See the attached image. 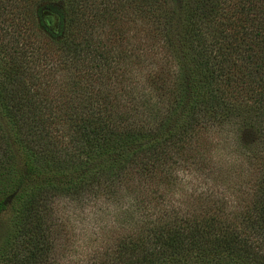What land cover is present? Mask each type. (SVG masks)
Listing matches in <instances>:
<instances>
[{"label": "trees", "instance_id": "obj_1", "mask_svg": "<svg viewBox=\"0 0 264 264\" xmlns=\"http://www.w3.org/2000/svg\"><path fill=\"white\" fill-rule=\"evenodd\" d=\"M0 218V264H264V0H0Z\"/></svg>", "mask_w": 264, "mask_h": 264}, {"label": "rangeland", "instance_id": "obj_2", "mask_svg": "<svg viewBox=\"0 0 264 264\" xmlns=\"http://www.w3.org/2000/svg\"><path fill=\"white\" fill-rule=\"evenodd\" d=\"M57 5L60 6L59 4H57ZM130 85L138 86L139 84L137 83L136 80H134V81L130 80ZM223 138H228L230 143H232V139L234 138L233 132L230 130L226 135H224ZM246 141H247V139H246ZM226 142L228 143V141H226ZM243 146H244V144H240L239 148L242 149ZM225 147H227V146H225L223 143H220L219 148H223V150L221 149L217 153L221 154V156L225 157V159L227 157H229V159H230L232 156L233 158H236L238 161L239 160L238 154H232V155L230 154L229 156H227L226 153L229 154L231 151H230V147H228V148H225ZM186 176H187L186 172H183V174L180 173V177L185 178V182H188L189 178ZM244 181H245V178L242 177L238 183V186L241 189V190L240 189L239 190L241 192L243 191L242 187L246 186V183H244ZM188 187H191V186H188ZM209 187H210V185H208V188ZM140 192H144L143 193L144 195H147V193H148L146 190L144 191V189H141ZM67 209H70V208H67ZM88 210L89 209H86V210L78 209V210H74L75 214H70L71 217H73V219L75 220V221H73V219L71 218L73 227L76 229V233H77V237L75 239L76 244H75V247L72 248L73 251H75V250L77 251V253H74V252L72 253L75 256L76 261L79 258H84L81 255V253L86 255V254H88L87 252L90 253L92 251V248H94V247H96L98 250L102 251L105 247L110 246L111 240H113V238L116 235L114 230L122 231L119 227L113 228V225L115 224L114 218L111 217V219H109V221L112 220L111 223L106 224L104 222V224H103L100 222V220H96L95 217L93 218L92 215H90ZM108 210H109L108 212L110 214L118 211V209L115 208V206H109ZM71 211H72V209H70V212ZM75 215H78V216H75ZM4 225H5V219L0 218V231L2 230ZM74 233H75V231H74Z\"/></svg>", "mask_w": 264, "mask_h": 264}]
</instances>
